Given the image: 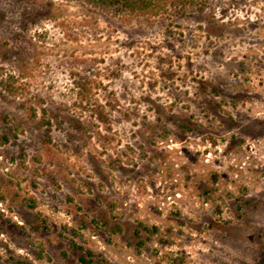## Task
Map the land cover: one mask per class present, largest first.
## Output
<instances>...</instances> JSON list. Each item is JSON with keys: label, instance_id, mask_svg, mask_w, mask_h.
Wrapping results in <instances>:
<instances>
[{"label": "rangeland", "instance_id": "obj_1", "mask_svg": "<svg viewBox=\"0 0 264 264\" xmlns=\"http://www.w3.org/2000/svg\"><path fill=\"white\" fill-rule=\"evenodd\" d=\"M81 257L264 264V0H0V264Z\"/></svg>", "mask_w": 264, "mask_h": 264}, {"label": "trees", "instance_id": "obj_2", "mask_svg": "<svg viewBox=\"0 0 264 264\" xmlns=\"http://www.w3.org/2000/svg\"><path fill=\"white\" fill-rule=\"evenodd\" d=\"M90 7L103 13H113L124 19H164L170 16H183L187 12L202 11L217 0H61ZM150 231L149 228H144ZM88 255H92L88 252ZM81 264L91 260L80 258Z\"/></svg>", "mask_w": 264, "mask_h": 264}]
</instances>
